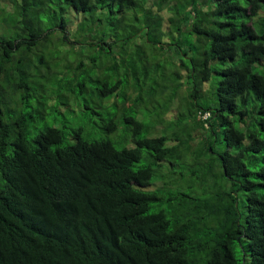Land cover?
<instances>
[{
	"label": "trees",
	"instance_id": "1",
	"mask_svg": "<svg viewBox=\"0 0 264 264\" xmlns=\"http://www.w3.org/2000/svg\"><path fill=\"white\" fill-rule=\"evenodd\" d=\"M192 1L0 0V264H264V0Z\"/></svg>",
	"mask_w": 264,
	"mask_h": 264
},
{
	"label": "rangeland",
	"instance_id": "2",
	"mask_svg": "<svg viewBox=\"0 0 264 264\" xmlns=\"http://www.w3.org/2000/svg\"><path fill=\"white\" fill-rule=\"evenodd\" d=\"M185 1V8H183V10L181 11V12H183V13H190V12H193L192 10H193V8H195V7H197V5H199V2H194V1H192V0H184ZM161 12H164V14L166 15V16H168L169 15V11H168V8L167 9H164L163 11H161ZM167 49V48H166ZM163 52H164V50H163ZM162 52V53H163ZM166 54V53H165ZM240 56H241V54H240ZM164 57H165V55H164ZM240 57L238 56L237 57V59H239ZM227 62H223V61H218V62H216L215 63V65L217 66V67H222V66H224L225 64H226ZM229 63V62H228ZM165 65V67H172L173 65L172 64H164ZM172 70H175V71H177V72H179V73H182L180 70H178V68H174V69H172ZM221 76L219 75V74H217V73H215L214 75H213V77H212V80L211 81H216L218 78H220ZM182 87H184V88H182ZM182 87H181V92L183 93V96L187 99V100H189L190 98L188 97V94H189V92L192 90V85L190 84V83H185L184 85H182ZM205 88H204V90H205V92H204V95H202L200 98H199V101H200V103L201 104H209V105H213L214 106V104H215V102H216V98H215V95H214V91H215V89H216V84H215V87H214V89L213 88H211V89H209V87H210V84H208V83H206V85L204 86ZM209 89V90H208ZM213 89V90H212ZM182 93H181V95H182ZM202 94H203V92H202ZM178 102H179V100L174 104V106H176V105H178ZM75 113H77V112H75ZM175 113H176V110H174L173 112H172V114L170 115V116H172V118H175ZM74 116V114H69V117L70 118H72ZM95 118L97 119V116L95 115ZM44 121H46V122H48V121H50L49 123H54L55 121H56V119H55V115L53 114V113H47V116H46V118H45V120ZM43 126V121H41V122H39L38 123V125H37V128L38 129H40V127H42ZM100 136V134H98V137ZM201 138H202V134H201V137L200 136H198V138L196 137V140L193 142L192 141V145L194 146V147H197L196 146V144L197 143H201L202 142V140H201ZM219 150H223L224 149V144H223V142L221 143V142H218L217 143V146H216ZM189 159V158H188ZM158 185L160 186V185H162V182H159L158 183ZM238 253H239V255L242 257V263L244 264V262H245V252L243 251V248H242V246H238Z\"/></svg>",
	"mask_w": 264,
	"mask_h": 264
},
{
	"label": "clouds",
	"instance_id": "3",
	"mask_svg": "<svg viewBox=\"0 0 264 264\" xmlns=\"http://www.w3.org/2000/svg\"><path fill=\"white\" fill-rule=\"evenodd\" d=\"M200 113H202V112H200ZM206 113H209V115H210V112L209 111H206V112H203V115H201L203 118H207V117H209V115L207 116V117H204V115L206 114Z\"/></svg>",
	"mask_w": 264,
	"mask_h": 264
},
{
	"label": "built area",
	"instance_id": "4",
	"mask_svg": "<svg viewBox=\"0 0 264 264\" xmlns=\"http://www.w3.org/2000/svg\"><path fill=\"white\" fill-rule=\"evenodd\" d=\"M209 115V113H206L205 115H204V117H207Z\"/></svg>",
	"mask_w": 264,
	"mask_h": 264
}]
</instances>
